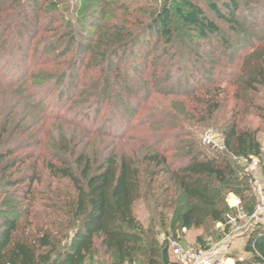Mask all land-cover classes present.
Returning a JSON list of instances; mask_svg holds the SVG:
<instances>
[{
  "label": "rangeland",
  "instance_id": "obj_1",
  "mask_svg": "<svg viewBox=\"0 0 264 264\" xmlns=\"http://www.w3.org/2000/svg\"><path fill=\"white\" fill-rule=\"evenodd\" d=\"M103 1H109L108 13L105 18L100 19L97 15H101L100 11L105 7ZM193 1L205 10L206 15L214 17L210 3L222 0ZM164 5L171 6L174 12L179 8L185 10L182 5L169 0H19L14 5L13 0L0 2V33L5 31L4 26L8 27L5 38L8 39L0 41V80L14 83L15 78L17 79L21 74L27 75L21 84H16L15 88L0 85V134L5 133L6 146L31 142L29 148L22 153H32L34 156L25 164L22 171H30V166L28 167L30 161L38 159L40 179V182L34 185L36 196L32 205L29 200L21 197V191H16L18 197L0 195V201L13 199L14 205L22 207L21 211L26 207H32L33 214L22 219L20 233L31 235L30 231H35L44 224L48 226L51 220L61 221V214L53 210L56 205L61 207V197L66 196L64 193L73 194L74 190L67 180L52 176L44 163V159H48L45 157L52 151H58L61 146L66 148V145H69L68 149H70L71 146L78 145L74 148L77 151L85 146L90 154L96 156H104L116 149L118 153L142 159L148 151L143 144L146 146L158 144V148H163L166 144L176 147L182 143L173 137L182 131L191 133L190 137L195 138L199 145L205 147L204 137L207 134L213 135L217 142L223 140L221 127L231 118L232 110L240 100V106L244 108L242 121L244 125L257 130L264 149V86H259L257 91L250 92L245 86L247 74L246 76L241 74L237 78L238 70L240 71L237 68L241 67L242 59L248 58L259 45L264 46V0L259 1V12L247 13L256 29V34L254 33L244 44L234 46L227 51H223L221 42L216 37L202 41L195 30L184 28L182 19L175 14L172 25L179 31L175 38V50L179 57L177 60L175 57L161 55L162 50L170 46L165 47L166 42L162 43L153 32L145 34L146 31L143 29L153 22ZM220 25L225 27L223 22ZM89 27L93 29L90 33L89 30L86 31ZM142 29L145 32L137 40V46L129 44L131 49L120 52L119 57L114 59L120 63V67H132L133 63H136L139 65L138 69L143 68L145 73L155 70L156 76L164 79L169 75L171 65L176 63L173 64V69H188V73L181 78L183 89L196 81L195 77H189L195 70L191 69L187 58L195 57L199 53L203 54L199 64L202 65L203 61H207L208 64L199 71V74L203 73V69L217 73L216 77L214 76L217 83L205 86L220 87L221 107L212 119L204 120L201 114H194L192 110L196 105H201L197 104V99L171 93L163 94L157 90V93L152 92L149 95L143 93L142 97L135 96L138 102L141 101V106L131 107V104L126 102L127 105L122 107L119 114L113 118L115 122L113 131L119 133L118 135L125 134V138L88 134L84 130L85 127L89 129L104 126L103 130H105L108 124V121L105 122L108 117L105 116L107 111L100 114L99 118L94 111L97 107L95 97L97 85L94 72L91 71L92 66L89 68L88 64H95L96 61L91 62L90 59L94 55L101 57L112 47H119L124 42L130 43L132 39H137ZM22 36L26 37L25 40H21ZM201 42L204 46L198 49ZM92 44L95 45L94 54L89 48ZM146 54L149 66L145 68L141 62L146 59ZM133 71L131 74L134 77L140 75L138 70ZM174 80L156 83H160L158 87L165 88L164 85L168 84L166 91L170 92V90L174 91L170 86ZM237 90L246 99L251 96L252 100L236 99L234 95ZM200 93L202 91H198L197 94ZM42 96L47 97L46 103L42 106L45 113L38 107V99ZM147 96L150 98L145 100L144 97ZM92 105L93 113L88 114ZM127 108L137 112L136 115L130 116ZM162 111H170L173 121L168 120V124H159L156 117L164 114ZM83 118L86 119L85 127L81 125L84 129L78 126ZM124 120L131 121V125L124 124ZM164 135L171 139L160 140ZM177 153L183 152L171 150L167 155L171 158L178 155ZM262 162L264 164V161ZM234 164L241 173L249 176L252 193H256L255 175L264 187V165L253 170L250 168V163L243 159H234ZM3 189L7 188L4 186L1 191H4ZM15 189L17 188H12ZM155 193V196L152 194L139 199L135 203L134 212L146 229V235L156 240L159 247L169 248L171 260L175 261L172 255L174 241H180L192 251L193 256L196 252L203 254L201 258L192 257L186 264H200L203 258L209 256L216 261L224 260L225 264H235L237 259L250 258L245 252L247 235L256 227L263 226L259 220L251 218L252 213H244L241 209L235 208L234 211L226 214L225 223H215L207 218L200 227L182 229L171 208L157 206L159 192ZM175 193L177 192L174 190ZM226 201L232 207L229 194L226 196ZM258 204L257 196L255 209ZM26 223H29L28 226ZM22 227L25 228L24 231ZM82 264H148V261L143 253L138 252L132 262L123 263L115 253H108L101 245V239L96 238L92 253Z\"/></svg>",
  "mask_w": 264,
  "mask_h": 264
},
{
  "label": "trees",
  "instance_id": "obj_2",
  "mask_svg": "<svg viewBox=\"0 0 264 264\" xmlns=\"http://www.w3.org/2000/svg\"><path fill=\"white\" fill-rule=\"evenodd\" d=\"M4 1L0 0V2ZM169 1L182 5L185 10L179 8L175 13L171 6L164 5L153 22L143 28L146 32L143 29L140 32L138 30L137 39H132L130 43L124 42L119 47H112L101 57L94 55L90 59L91 62L96 61L95 64H88V67L92 66L91 71L94 72L97 85L95 90L97 107L94 111L98 118L107 111L105 116L108 117L105 122L108 121V124L105 130H103L104 126L87 129L84 126L86 119L83 118L78 126L82 129L84 126L88 134L125 138V134L118 135L119 133L113 131L115 125L113 118L119 114L122 107L127 105L126 102H129L131 107L141 106V101L138 102L135 96L142 97L143 93L145 95L157 93V90L163 94L171 93L197 99V104L201 105H196L192 110L194 114H201L204 120L212 119L221 107L220 87L205 86L217 83L215 78L217 73L203 69V73L199 74V71L208 64L207 61H203L202 65L199 64L203 54L199 53L195 57L187 58L189 66L195 70L189 77H195L197 82L192 85L186 82L188 87L183 89L181 78L188 73V69H173L176 63L171 65L169 75L161 79L156 76L155 70L145 73L143 68L138 69L139 65L136 63H133L132 67L123 68L114 59L119 57L120 52L129 50V44L137 46L136 42L143 32L145 34L153 32L162 43L166 42L165 47L170 46L164 48L161 55L175 57L177 60L179 57L175 50V38L179 31L172 25L175 14L182 19L183 27L195 30L202 41L216 37L221 42L223 51L232 49L234 46L244 44L255 33L256 29L247 13L259 12L260 0L211 2L210 10L214 17L206 15L205 10L193 0ZM17 2L19 0H13V5ZM103 5L105 7L100 11L101 15H97L100 19L107 15L109 1H103ZM22 6L25 7L24 4ZM221 22L225 27L220 25ZM6 29L8 27L4 26L5 31L0 33V41L6 38ZM88 30L90 33L93 29L89 27L86 31ZM25 38L22 36L21 40ZM94 46V44L89 46L92 54H94ZM199 46L198 49L204 46L203 42ZM251 47H254V43ZM146 59L141 62L145 68L149 66ZM240 65V68H237L240 69L237 78L241 74L245 76L247 74V78L244 76L245 86L250 92L257 91L259 86H264V46L259 45L254 48L248 58L242 59ZM137 70L140 75L134 77L131 72ZM198 75L199 78L196 77ZM25 77L26 74H21L20 77L15 78L14 83L0 80V85L15 88L16 84H21ZM175 78L177 81L174 80ZM169 79L175 81L170 85L174 91H166L168 84L164 85L166 88L158 87L161 82ZM157 81L160 83L157 84ZM198 91L202 93L198 95ZM242 96L239 90L235 91L236 99L252 100L251 96L247 99ZM46 98L42 96L40 100L38 99V107L44 113L45 109L42 106L46 103ZM144 98L146 100L150 97ZM238 101L239 103L232 110L231 118L221 127L224 144L222 150L209 145L202 147L195 138L190 137L191 133L181 131L173 138L182 145L175 147L166 144L163 148H158V144L151 146L143 144L148 151L142 159L118 153L116 149L108 154L104 153V156H96L90 154L85 146L80 147L78 151L74 149L78 145L71 146L70 149H68L69 145H66V148L61 146L58 151L49 153L45 157L48 159H44L47 169L52 176L67 180L72 185L73 194L64 193L66 196L61 197V207L56 205L53 210L61 214V221L51 220L48 226L44 224L35 231H30L31 235L20 233V224L25 216L33 214L32 207H26L21 211L22 207L14 205L13 199L0 201V264H82L92 253L96 238L101 239V245L108 253H115L123 263L132 262L135 254L141 252L146 256L148 264H182L171 260L167 246L159 247L156 240L146 235V229L135 215V203L144 196L149 197L152 194L155 196V192H159L157 206L171 208L182 229L200 227L207 218L215 223H225L226 214L235 210L227 204L228 194L236 195L241 199V210L244 213H253L257 205V195L252 193L249 176L241 173L234 164V159H243L248 164L254 158L263 159V145L257 130L244 125L242 121L244 108L240 106V100ZM92 108L93 105L88 114L93 113ZM126 110L132 117L137 113L133 109ZM162 112L164 114L156 117L157 121L161 125L168 124V120H172L170 111ZM130 122L124 120L123 123L131 125ZM4 134H0V195L18 197V192L21 191V197L29 200L32 205L36 196L34 185L40 182L38 159L30 161L28 165L30 171H22L25 164L34 156L32 153H22L29 148L31 142L6 146ZM165 139L168 141L171 138H167L166 135L160 138V140ZM171 150L183 153H177L179 156L170 158L167 154ZM4 186L7 189L1 191ZM12 188L17 189L12 190ZM174 190L177 193L174 194ZM64 217L66 219H63ZM28 224L26 223L27 226ZM22 229L25 230L23 227ZM245 252L250 258L237 259L235 264H264V228L256 227L247 235Z\"/></svg>",
  "mask_w": 264,
  "mask_h": 264
},
{
  "label": "built area",
  "instance_id": "obj_3",
  "mask_svg": "<svg viewBox=\"0 0 264 264\" xmlns=\"http://www.w3.org/2000/svg\"><path fill=\"white\" fill-rule=\"evenodd\" d=\"M204 144L209 145V146H214L221 150L224 149L223 140L221 139L220 142H217L214 139L213 135H210V134L205 135ZM263 152H264V149H263ZM262 161H264V153H263V159L254 158L250 162V168L253 170H257L258 168L262 167V165H264ZM257 177H258L257 175H255L254 177L257 180L255 182L254 189H255L256 195L259 198V204H258L257 209H255V211L252 213L251 218L254 220H259L260 223H262L263 225L262 228H264V187L259 182V179ZM230 203L233 208H237L238 210L241 209V199L238 196L231 194ZM229 222L231 223L232 221H229ZM172 255L176 261L182 264H186L188 260L192 259V257H197V256L199 258L203 257V254L201 252H196L193 256L192 251L187 249L180 241L173 242ZM200 264H225V262L224 260H221V259H218L216 261L215 259H213L212 256H209V257L203 258Z\"/></svg>",
  "mask_w": 264,
  "mask_h": 264
}]
</instances>
